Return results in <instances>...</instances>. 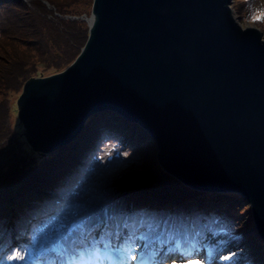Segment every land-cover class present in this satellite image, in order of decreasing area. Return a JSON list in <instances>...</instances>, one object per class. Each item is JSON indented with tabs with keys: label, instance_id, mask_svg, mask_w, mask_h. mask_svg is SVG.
Segmentation results:
<instances>
[{
	"label": "water",
	"instance_id": "obj_1",
	"mask_svg": "<svg viewBox=\"0 0 264 264\" xmlns=\"http://www.w3.org/2000/svg\"><path fill=\"white\" fill-rule=\"evenodd\" d=\"M235 8L236 0H94L75 62L24 87L27 135L56 152L92 116L112 112L144 129L162 169L189 189L243 197L264 242V27Z\"/></svg>",
	"mask_w": 264,
	"mask_h": 264
},
{
	"label": "rangeland",
	"instance_id": "obj_2",
	"mask_svg": "<svg viewBox=\"0 0 264 264\" xmlns=\"http://www.w3.org/2000/svg\"><path fill=\"white\" fill-rule=\"evenodd\" d=\"M26 1L4 0L10 17V32L0 41L2 47L7 39L19 37L17 41L22 43L18 46L24 53L18 50L22 55L14 59L6 58V62H11L6 64L7 71L4 75L13 91H9L6 97H1L4 102L0 106V211L8 210L13 214L9 216L1 213L8 217L7 223L16 222L18 212L14 211L12 201L19 203V207L23 203V200L20 202L16 199L18 194H29L36 188L52 186L53 182L57 188L59 183L72 177L67 175L57 179L54 174L63 166L70 165L74 156H79L83 148L89 145L88 140L92 134L84 133L83 140H77L56 152L39 151L38 145L33 143L34 138L27 135L25 124L19 119L21 110L17 101L31 78L66 70L78 58L84 48L81 47L83 41L80 42L81 35H78V31L89 32V24L72 19H90L94 0ZM235 13H241L242 22L264 27V20L260 19L261 14H264V0H236ZM16 33L19 34L15 35ZM23 59L28 65L22 71L20 65L24 64ZM116 119L110 118L105 123L127 129L134 145L128 144L129 150L124 147L123 159H120L119 152V160L112 169L114 176L110 178L111 183L103 180L97 199L106 196L104 202L120 198L126 202L125 198L129 197L140 201L162 197L186 203L180 207L183 212L193 215L207 212L226 229L224 245L220 251L223 256L230 255L233 259L221 264H264V242L256 231L252 210L243 197L236 193L203 194L189 189L162 169L157 158L156 144L144 129L128 120ZM14 168H17L16 171ZM6 170L8 173H5ZM44 193L45 190L35 192L38 195ZM9 194L13 196L10 197ZM40 200L42 199L38 202ZM27 212L22 210L18 215H25ZM170 260L165 264H172ZM139 263V260L135 262ZM126 264L134 262L129 259ZM202 264H205L204 261Z\"/></svg>",
	"mask_w": 264,
	"mask_h": 264
},
{
	"label": "trees",
	"instance_id": "obj_3",
	"mask_svg": "<svg viewBox=\"0 0 264 264\" xmlns=\"http://www.w3.org/2000/svg\"><path fill=\"white\" fill-rule=\"evenodd\" d=\"M5 6H6V2L2 0L1 3L0 0V11H1L0 41L4 39V37L10 32V29L8 28V25L10 23L9 20L10 17L8 15V12H6ZM52 10L54 9L52 8ZM69 18L72 19V17ZM72 21H76V20L72 19ZM77 21L85 23L84 20L79 19ZM18 34L16 33L15 35ZM78 35H81L80 42L83 41V45L81 47H84L88 40L89 32L86 31L85 33H82L81 31H78ZM18 39L19 37L9 38L7 39V41H5L4 45L0 47V51H1L0 52L1 55L0 56V106L1 107H2V103L4 102L2 101L4 99H1V97H6L9 91H13V88L10 86L9 83H7V77L4 75L5 72L7 71L6 64L11 62V60H8L6 62V58L14 59L16 56L22 55L23 53L18 46V44H21L22 42L17 41ZM18 50H20L22 53H20ZM26 54H28V52ZM25 59H23V61ZM23 61H19V62L21 63ZM27 65L28 63H26V61H24L23 65H20L22 71L23 68H25ZM113 117L117 119H125L112 112L111 113L104 112V113L96 114L88 121L86 127L78 135V137L67 145L70 146L77 140L82 139L84 133H92L91 137L88 140L89 145L83 148V150L78 154L79 156H74L72 162H70V165L63 166V168L57 170V172L54 174L57 179L61 177H65L67 175H71L72 177L69 180L62 181L57 185V188L54 187V182H53L52 186L51 185L42 186L41 188L39 187L36 188L35 190H32L31 193L29 194L22 193L23 195L18 194L16 196V199L20 200V202L23 200L22 201L23 203L21 207H19L18 205L19 203L16 204L15 200L12 201L13 202L12 207L14 211L16 213L18 212V214L22 212V210L28 211L25 215L17 214V218L15 219L17 224L16 222L7 223L8 217L1 214L4 213L6 215L13 216L11 212H9L8 210H4V212L0 211V243L4 242L0 246V249H2L0 254H4L5 252L15 247L13 243L15 239V234L18 233V231L21 229L23 225H28L33 229L40 220L38 216L39 214L50 212L53 208V205L54 208L56 209L55 210L56 213L61 211L64 212V210L66 209V205L70 203L72 206H74V202L75 204L78 205L87 204L89 208H93V211L89 212V214L92 217L96 218L97 222H99L100 219L104 218L102 212L103 209L105 208L118 209L119 212L114 214L115 218L105 223V227L108 228H115L116 225L121 226V221L124 220L125 218H128L129 221H139L136 218V216L133 215L132 213L135 211L136 206L143 205L142 207L143 211L141 213L144 212L143 214L148 218H155L156 216H159L161 212L165 215L171 214L172 216L175 217L176 223L170 222L169 225H166L164 227L165 232L173 233L174 231H181L185 229L179 226L177 222L182 219H185V217L189 215V213L183 212L180 208L183 207L184 204L186 203H181L178 202L177 200L173 201L170 199H163L162 197L161 198L158 197L156 199L154 198L145 199L142 201L134 197H129V198H125L127 200L126 202L123 201L122 198L117 199L115 201L104 202V198L106 196L103 199L101 198L97 199L100 194L99 186L103 182V180H106L107 182L111 183L110 178L114 176L112 175L114 174L112 173V169L114 168L116 161L119 160L117 159L119 156V152L121 154L120 159L121 158L123 159L125 155L124 147H127V149L129 150L130 148L128 147V144L134 145L133 138H130L129 136L130 133L126 132L127 129H122V126H112L106 124L107 120ZM106 151L113 152L111 159H109V157L106 155ZM83 156H84V160H82ZM100 156H104L105 158L103 160H100L99 159ZM16 169L17 168H14L15 171ZM5 173H8V170H6ZM56 184L57 181L55 182V185ZM41 190H45V193L41 195L35 194V192H40ZM3 194L7 195L6 193ZM8 196L12 197L13 194H9ZM39 199L42 200L38 202ZM61 200L63 201V203H60ZM148 209H152V210H148ZM110 214L113 215L112 213ZM148 214H154V215H148ZM123 215H129V217H125V218L119 217ZM207 215L208 217H204V218L211 217L208 213ZM213 219L211 220L209 218L207 222L212 223ZM95 223L96 222H94L91 219L87 224V226L89 228H92L94 227ZM221 226L222 225L220 223L219 225L216 226V228ZM158 230H161V228H158ZM225 234H226V229H225Z\"/></svg>",
	"mask_w": 264,
	"mask_h": 264
},
{
	"label": "snow or ice",
	"instance_id": "obj_4",
	"mask_svg": "<svg viewBox=\"0 0 264 264\" xmlns=\"http://www.w3.org/2000/svg\"><path fill=\"white\" fill-rule=\"evenodd\" d=\"M260 19L264 20V14ZM106 155L111 159L113 152L106 151ZM104 158L99 157L100 160ZM92 211L87 204L70 208L65 222L59 228H53L52 235L44 239L41 246L58 254L51 264H126L129 259L134 264L137 260L140 264H165V258L171 259L172 264H199L201 248L194 238L183 234L164 236L154 233L153 226L144 221L132 225L124 223L122 227H106L103 231L96 227L88 228L83 221L91 220V216L84 214ZM102 212L105 218L114 219L119 210L105 208ZM77 216L82 219L76 220ZM29 240L33 245L41 244L38 236H30ZM28 251L27 246L18 247L7 259L23 264L28 259ZM208 258H212L211 249ZM222 259L231 261L233 256L224 255Z\"/></svg>",
	"mask_w": 264,
	"mask_h": 264
},
{
	"label": "bare ground",
	"instance_id": "obj_5",
	"mask_svg": "<svg viewBox=\"0 0 264 264\" xmlns=\"http://www.w3.org/2000/svg\"><path fill=\"white\" fill-rule=\"evenodd\" d=\"M30 0H27L26 2H29ZM92 23V20L90 19V24ZM43 150V149H42Z\"/></svg>",
	"mask_w": 264,
	"mask_h": 264
}]
</instances>
